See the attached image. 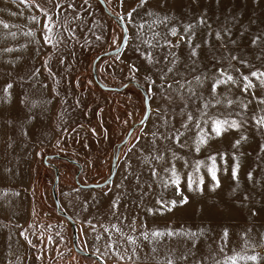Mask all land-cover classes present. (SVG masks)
<instances>
[{
	"label": "rangeland",
	"instance_id": "obj_1",
	"mask_svg": "<svg viewBox=\"0 0 264 264\" xmlns=\"http://www.w3.org/2000/svg\"><path fill=\"white\" fill-rule=\"evenodd\" d=\"M104 1L125 24L127 43L119 52L101 57L96 73L103 84H126L121 90L102 89L92 76L95 57L116 48L113 40L120 44L123 35L119 21L98 0H63L59 9L54 6L59 0H37L48 9L47 15L30 0H0L4 22L0 23V264H167L169 258L173 264H225L234 254L236 264H264V125L253 119L264 115V103L257 99L264 97V85L250 77L255 87L245 91L240 76L264 71V0H146L139 8L138 0ZM131 9L136 11L129 21L125 14ZM201 17L204 23L199 22ZM49 20L50 44L43 39L44 22ZM189 24L192 28L184 33ZM217 30L222 39L216 37ZM192 33L191 46L200 45L196 57L182 38ZM256 36L260 41L253 45ZM132 64L137 70L130 75ZM168 67L174 71L162 81ZM219 68L241 82L217 85L213 91L212 77ZM197 75L204 78L203 84L195 82ZM183 79L192 81L195 95L182 89L181 99L174 90L179 83L168 88V81ZM9 82L10 94H5ZM140 87L148 98V116L119 148L112 180L97 188L78 186L74 180L78 171L81 183L102 182L109 176L116 146L144 114ZM188 113L193 120L185 126ZM210 118H235L240 127L228 123L216 135ZM201 128L207 142L197 151ZM174 130L182 133L179 142L173 138ZM241 135L247 138L234 146ZM213 153L219 179L215 187L208 172ZM158 155L162 159L157 160ZM197 162L202 163L197 167ZM237 163L234 178L232 167ZM172 166L180 177L179 192L169 183ZM153 167L157 175L152 174ZM55 169L61 209L74 208L73 203L83 199L90 205L75 212L93 220L92 233H102V241L90 239L104 259L74 250L69 221L53 202ZM24 192L32 200L34 216L49 213L64 221L67 229L57 226L52 231L56 260L47 259L46 240L44 246L35 247L33 228L19 240L18 226L9 217L24 212L19 209L26 200ZM181 193L187 202L171 205L170 201L183 198ZM165 204L168 208L160 211ZM44 221L56 227L49 219ZM157 230L160 235L153 236ZM128 235L134 236V244ZM253 253L259 255L258 261L242 258Z\"/></svg>",
	"mask_w": 264,
	"mask_h": 264
},
{
	"label": "snow or ice",
	"instance_id": "obj_2",
	"mask_svg": "<svg viewBox=\"0 0 264 264\" xmlns=\"http://www.w3.org/2000/svg\"><path fill=\"white\" fill-rule=\"evenodd\" d=\"M26 2H29V0H26ZM30 2L34 5L35 8H37L41 13H44L45 15L48 14V9L45 8L41 3L37 2V0H30ZM62 2L63 0H59V2H57L54 6L59 9L61 8L62 6ZM123 3V0H121V4ZM146 3V0H138V4H137V7H142L144 4ZM69 7H75V5H69ZM136 9H131L129 10L126 14H125V17L131 21L133 19V16H134V13H135ZM77 15H79V13H77ZM119 15V14H118ZM121 18H124V17H121ZM32 19H37L35 16L32 17ZM164 19L166 20L167 17H164ZM200 23H204V19L203 17H201ZM0 23H4L3 21H0ZM5 27H7V24H5ZM192 28V25L189 24V25H186L185 28H184V33H188L190 31V29ZM44 30H45V34L43 36V39L46 43H52L53 42V38L52 36L50 35V32H51V29H50V20L49 21H45L44 22ZM69 32H71V29H68ZM126 31V30H125ZM171 32H172V35H176V29L175 28H172L171 29ZM224 32H226L228 34V36L230 37L231 36V32L225 28L224 29ZM194 35V33H192V35H188L186 37H182V38H185L187 43L190 45V52H191V55L193 57H196L197 56V50L199 49L200 45L197 44L195 46H191L192 45V36ZM216 37L218 39H222V34H221V31L220 30H217L216 33H215ZM97 39H100V37H97ZM260 41V37L259 36H256L252 39L251 43L253 45H256L258 42ZM113 43L116 44V47H117V50H119V43L114 39L113 40ZM124 43H127V40L126 38L124 39ZM148 44H152V41L149 40L147 41ZM164 43L165 44H169L171 45V41L170 40H167L165 39L164 40ZM179 43V42H177ZM231 43H235L234 40L231 41ZM137 51H139V49H136ZM148 59L151 60L153 59V57L151 56V54H146ZM173 56H175V54L173 53L172 54ZM168 57L166 56L165 57V60H167ZM232 60H237L238 57L236 56H232L231 57ZM241 64H244V63H247V61H240ZM171 64L172 65H175L176 64V59H173L171 61ZM47 66V65H45ZM229 67H231V63L229 64ZM137 68H136V65L135 64H132L129 68V74L131 75L134 71H136ZM174 71V68L173 67H168L167 69V72L165 73H162L161 74V79L162 81L165 79V77H167L168 73H172ZM240 76H242V82H243V88L245 91L248 90L249 87H255L254 83H253V80L250 78V77H255L258 79L259 83L261 85H264V71H259V70H256V71H252L250 73V75H244L243 73L240 74ZM31 79V77H29ZM206 78V77H205ZM195 80V82H197L198 84H203L204 82V78H202L200 75H197L193 78ZM213 79V82H212V90L215 91L216 88H217V85H222V84H228V83H231V84H238L240 83V79L238 77H234L231 73H229L227 71V69H224V68H219L216 70V74L212 77ZM175 83H179V88L178 89H174L175 91L178 92V94L180 95V98L183 99L184 97V93L181 92L180 90L184 89L187 91V94L188 95H195V89L193 87V83L192 81L190 80H187V79H183L179 82H176V81H168V88H173V85ZM163 83L161 85V87L163 88ZM12 87V84L11 82L7 83L5 86H4V93L5 94H10L9 93V89ZM165 95H167V93H165ZM168 99H172V97H168ZM257 99L259 101H261L262 103H264V97H257ZM227 103L231 104L232 101L231 100H228ZM206 107H207V102H206ZM242 107L243 108H247V104H242ZM211 119V127H212V130L214 132V134L216 135H220L221 134V131H222V127L223 125L225 124H228L230 123L231 124V127L233 128H239L240 127V124L239 122L235 119V118H232L229 120H221V119H218V118H210ZM253 119L256 121L257 125H264V115L260 116V117H256V116H253ZM193 120V115L191 113H188L187 114V119L184 121V125L186 126L188 121H191ZM175 132V135H174V139L179 142V139L180 137L182 136V133L180 131H176L174 130ZM203 128L200 129V135L198 136L197 140H196V150L199 151L200 150V145L202 143H206V138L205 136L203 135ZM172 132L169 133V136H172ZM247 137L244 136V135H241L239 139H237L236 141H234V146L235 145H239L241 143V141L245 140ZM140 137H136V140H139ZM57 143H59V141H57ZM262 148H264V144L261 145ZM233 155H235V153H233ZM221 158H223V156H221ZM157 160H160L162 159V156H157L156 157ZM210 161H211V164L208 165V172L211 174V177L213 179V181H215V184L213 185V187L215 186H218L219 185V179L217 178V165H216V159H217V155L216 153H213L212 155L209 156L208 158ZM202 163V162H197V167L199 166V164ZM239 167V164H234V166L232 167V176L235 178L237 176V169ZM152 171V174L153 175H157V169L155 167H153L151 169ZM249 177L252 178V173L249 172L248 173ZM202 179L201 178V182H202ZM169 183L170 184H174L175 187H176V191L179 192L180 191V177L175 169L174 166L171 167V177L169 178ZM189 183H191V181H189ZM202 190V189H201ZM181 196L183 197L182 199H176V200H172L170 201L169 203L171 205H176L177 203L179 204H185L188 200V197L187 196H183V193H181ZM117 203L116 201H113V204ZM161 203H164L163 201H161ZM166 208H168V204H165L164 207H162L160 209V211H164ZM253 214H256V209H252L251 210ZM113 228H116L117 231H119V228L116 226V225H112ZM22 235H24L25 233H21ZM169 234H174V233H169ZM59 235V234H58ZM121 235H123V233H121ZM145 237L147 238V233L144 234ZM153 236H158L160 235V232L157 230V231H154L152 233ZM222 235L223 237H227L228 236V229L227 228H224L223 229V232H222ZM48 239L51 241L52 240V236L50 235L48 237ZM61 239H63V237L61 236ZM97 239H99V237H97ZM127 240L131 243H135V238L134 236L132 235H128L127 237ZM261 240H262V243H264V235H262L261 237ZM29 243H31V241H29ZM133 251H135V249H133ZM116 255L119 256V259L120 260H124L125 257L123 255H120L119 252H116ZM243 259L245 260H251V261H258L260 259L259 255L256 254V253H253L252 255H245L242 257ZM238 257L237 255H232L231 257H228L226 260H225V264H236V261H237ZM167 264H173V260L171 258L168 259L167 261Z\"/></svg>",
	"mask_w": 264,
	"mask_h": 264
},
{
	"label": "crops",
	"instance_id": "obj_3",
	"mask_svg": "<svg viewBox=\"0 0 264 264\" xmlns=\"http://www.w3.org/2000/svg\"><path fill=\"white\" fill-rule=\"evenodd\" d=\"M25 194L24 195L26 196V200L21 202L20 206H19V209H22V207L24 208V212L22 211L20 213L21 214L20 217H18V218L9 217L18 226L17 230H18L19 237H20L19 240L23 241L22 238H24V235L21 234L22 232L24 233V231L28 228H33V230H34V233H33L34 234V243L36 245L35 247L39 248L41 246V244H42V246H44V240H46L47 248L45 250L46 246L43 247V251L45 250V253L47 255L46 256L47 259H50L49 261L56 260V258L53 257V253H54L53 247L56 246L57 241L53 240L55 234H52V231L53 232L57 231V226H58V228L61 227L62 230L67 229V228H65L66 226L64 224V221L63 220H61V221L57 220V218H56L57 216H55L53 214H49V213H43V215H40V217L34 216V210L32 208L33 207L32 200L30 199V196L28 195L27 192ZM83 200H76V203L75 204L73 203V205H75L74 208L72 206L68 205L69 209L65 208L64 211L73 219V221L75 223L76 237H77L76 240H77L78 244L80 246L84 247L85 251L91 253L94 258L96 256L99 260H100V258L104 259V255L100 254L102 252V250L96 248L94 243H93V240L90 239V236L92 238L99 237V240L102 241V239H103L102 233H100L98 230H97V233H92L91 230L94 229V226L92 224L93 220L91 221L90 219L85 218L84 217L85 215H82V213L79 214V213L75 212V211H82V210H86V209L90 208V205L89 204L86 205ZM59 204H60V202H59ZM61 205H62V203H61ZM44 219H49L51 223L56 225V227L52 226V224L44 221ZM62 221H63V223H61ZM89 221H90V223H89ZM70 228H71V226H70ZM71 232H72V230H71ZM50 235L52 236L51 241L48 239V237ZM37 251H39V249H37ZM43 256H45V255L43 254ZM46 257H44V259ZM36 258L39 260L38 256H36Z\"/></svg>",
	"mask_w": 264,
	"mask_h": 264
},
{
	"label": "water",
	"instance_id": "obj_4",
	"mask_svg": "<svg viewBox=\"0 0 264 264\" xmlns=\"http://www.w3.org/2000/svg\"><path fill=\"white\" fill-rule=\"evenodd\" d=\"M99 3L101 4L103 10L108 14L110 15L112 18H114L115 20L119 21L120 23V26L122 28V31H123V35H122V38H121V42L119 44V50H117V47L114 48V49H111V50H108L106 52H103L99 55H97L95 57V59L93 60V65H92V76L95 80V82L98 84V86H100V88L102 89H105V90H121L122 88L125 87L126 84H123L122 86L120 87H117V86H110V85H106V84H103L99 79H98V76H97V73H96V63L97 61L103 57V56H107V55H111V54H115L117 52H119L123 46H124V39L127 38V34H126V27H125V24L122 22L121 19H119L116 15H114L107 7L106 5V2L104 0H98ZM133 84H135L134 81H132ZM142 89V92H143V96H144V104H145V111H144V114L142 116V118L136 122L135 124H133L127 131L125 137L123 138V140L116 146V150H115V154H114V157H113V160H112V164H111V171H110V174L109 176L103 180L102 182H97V183H81L78 179V173L79 171L75 174L74 176V180L76 182V184L80 187H83V188H97V187H101L107 183H109L114 174H115V165H116V159H117V155H118V152H119V148L121 147V145L127 140V138L129 137V135L131 134L133 128L136 126V125H139L141 124L142 122H144L148 116V112H149V106H148V98H147V95H146V92L145 90L140 87ZM55 157H61L60 155L58 154H54ZM79 170H80V167H79ZM58 182V171L55 169V175H54V182L51 186V193H52V196H53V202H54V206H55V209L56 211L62 215L63 217H65L69 223H70V226H71V230H72V246L74 248V250L76 252H79L83 255H86V256H93L91 253L81 249L78 247L77 245V240H76V229H75V223L73 221V219L65 212L61 209L60 207V204H59V201H58V198H57V195H56V192H55V185L56 183ZM95 258L97 260H99L96 256ZM100 261V260H99Z\"/></svg>",
	"mask_w": 264,
	"mask_h": 264
},
{
	"label": "flooded vegetation",
	"instance_id": "obj_5",
	"mask_svg": "<svg viewBox=\"0 0 264 264\" xmlns=\"http://www.w3.org/2000/svg\"><path fill=\"white\" fill-rule=\"evenodd\" d=\"M97 260V259H96Z\"/></svg>",
	"mask_w": 264,
	"mask_h": 264
}]
</instances>
